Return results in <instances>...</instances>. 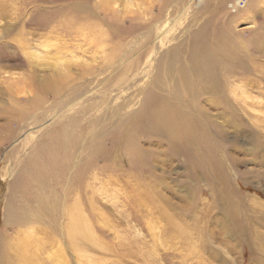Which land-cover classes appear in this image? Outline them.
<instances>
[{"label":"rangeland","instance_id":"1","mask_svg":"<svg viewBox=\"0 0 264 264\" xmlns=\"http://www.w3.org/2000/svg\"><path fill=\"white\" fill-rule=\"evenodd\" d=\"M7 3L10 10L6 18L0 17V241L14 236L18 229L5 224L10 188L15 189L16 201H21L17 193L22 181L27 180L29 187L36 184L40 167L32 159L34 145L44 144L58 117L64 122L79 117L81 126L90 117L97 167L92 173L93 196L87 201L82 196L78 204L86 217L83 221L91 220L92 239L83 237L81 242H86L77 252L62 229L56 235L57 244L47 242L45 247L46 238L29 224L27 229L37 240L26 253L35 259L33 264H264V248L256 250L248 243V237L264 243V0ZM75 6L80 7L81 16L90 11L96 17L87 26L72 23L76 21ZM37 13L50 17L45 28L33 21ZM222 46L237 49L236 59L241 62L238 76L231 79L233 92L226 94L229 105L220 96L187 94L179 81L183 66L198 74L200 54ZM212 68L219 72L218 64ZM31 76L36 82L29 80ZM40 85L45 93L33 96L31 89ZM163 104L190 115L193 131L212 143L213 164L207 160L206 170L194 162L196 153L198 157L202 154L197 152L200 144L190 141L192 137L187 135L184 151L175 140L138 123ZM8 115L21 126L7 128ZM124 122L141 127L132 147L147 166L131 169L125 151L130 134L121 128ZM122 129V136L128 137L114 142L113 136H119ZM211 171L222 176L232 199H242L243 205L232 214L227 206L214 203L204 176ZM62 177L58 173L57 183L66 180ZM134 184L144 185L139 189L141 202L127 196ZM134 203L139 204L137 209L141 205L143 215ZM60 221L65 227L67 221ZM167 222L172 226L169 234ZM234 222L251 225V229L236 230ZM14 257L6 258L4 264L23 263Z\"/></svg>","mask_w":264,"mask_h":264},{"label":"bare ground","instance_id":"2","mask_svg":"<svg viewBox=\"0 0 264 264\" xmlns=\"http://www.w3.org/2000/svg\"><path fill=\"white\" fill-rule=\"evenodd\" d=\"M7 4H8L7 0H0V9H1L0 10V17H5L8 13L7 11L10 10V9L7 10ZM24 7H26V6L24 5ZM79 8L80 7H78V6L73 7L74 13H72V8H70V10H71L70 13L75 15V17L74 16L73 17H74V19H76V21H73L72 23L82 22L83 24H85L87 26V22L88 23L91 22V20H92L91 18L92 17L95 18L96 16H94L92 13H89L90 11L88 12V14L86 13L84 16H81L80 13L78 12ZM83 8H84V6H83ZM88 8L90 9V7H88ZM80 10H82V9H80ZM36 11H39V10L37 9ZM42 11L43 10H41V12ZM46 14L45 13H44V15H42V13L36 14V16L34 17V20H33L37 24L36 26L39 25V26L45 28L44 25L45 24L47 25V23L50 21V17H48V15H46ZM62 24H64V23H62ZM89 28H90V26H89ZM65 30H67V29H65ZM75 30H78V29H75ZM82 30H81V32H82ZM86 32H87V30H86ZM79 33H80V31H79ZM89 34H90V32H89ZM85 35H87V34H85ZM74 38H76V37H74ZM87 38H88V36H87ZM213 47H215V46H213ZM238 54H239V51L237 49H231L228 46H222L220 49H217L215 52H211L208 49L205 51L204 54H200L199 66L197 67V68H199V73L198 74L194 73L193 69L189 66H187V68H185L183 66V68H181V70H180L179 81L183 87L185 86L187 88V94L195 93V94L203 95L204 93L205 94L208 93L210 96H220L221 100L225 104L229 105L230 104L229 99H228L229 96L227 97L226 94L229 92V90L232 91L231 88L233 86V82L231 81V79L238 76V71H239L238 67L241 65V62L239 61V59L238 60L236 59V58H239ZM10 60L12 61L11 58H10ZM214 64H218V67H219L218 73H215L213 68H212V66ZM215 70H218V68H216ZM196 71H197V69H196ZM54 74H56L55 71H54ZM53 75H52V77H54ZM66 75H67V73H66ZM68 76H70V75H68ZM20 77H19V80H20ZM30 78H32V76ZM41 78L43 80L44 76ZM7 80H10V79H7ZM29 80L36 82V81H34L33 78L29 79ZM47 80H48V78H47ZM59 80L61 81V79H59ZM10 82L14 83L15 80L10 81ZM53 82L51 81V83H53ZM1 84H3V83H1ZM15 85H16V83H15ZM21 87L22 86H20V89H21ZM24 88H25V86H24ZM41 89H42L41 85L38 87H34V89H31L33 96H35L37 94H38V97L42 96L45 93V90H41ZM8 90L11 92L14 89L13 90L8 89ZM28 90L30 91V88ZM17 92H19V91L17 90ZM24 93H25V91H24ZM12 95H14V93ZM20 95H22V94L20 93ZM81 96H83V95H81ZM18 99H20V98H18ZM30 99H31V97H30ZM63 101H64V99H63ZM189 101H192V100H189ZM69 102H71V101H69ZM25 103H26V101H25ZM39 103H42V102H38V104ZM17 105H19V104H17ZM191 105L193 106L194 104H190L189 106H191ZM48 107L51 108V106H48ZM78 107H80V105ZM32 109L33 108H31V110ZM59 110H61V109H59ZM86 110H87V108H86ZM28 111L26 113H29ZM78 111H79V108H78ZM13 112H15V111H13ZM21 112H23V111L21 110ZM75 112H77V111L75 110ZM78 113L80 114V112H78ZM229 113H231V111ZM35 114L37 116V113H35ZM42 115H44V114L42 113ZM186 115L178 107H172L170 104H163V105H160L159 107H156L155 109L152 110L151 117L149 115V117H147V118H142V120L138 121V123H141V125H143V123H144L146 126L152 127V132H154L157 135H160L162 137H170L172 140H175L176 141L175 143L177 145H181V148L184 151L187 149V146H186L187 145V135L189 136V138L192 137L190 141H192V143L194 142V143L200 144V146L197 149V152L199 150H201L200 155L202 154V157H198V156H196V155H198L196 153V155H195L196 157L194 156V160H195L194 162H195V164H197V166H202L201 168H205V166L207 164V162H206L207 160L209 161L210 164L213 161V153H211L212 151H211V146H210V145H212V143L209 145V143L207 141H205L204 138H202L203 136L200 132L195 133L193 131L195 129L192 125V121H194V119L191 121L192 118L190 117V115L189 116L188 115L186 116ZM20 117H21V115H20ZM70 117H67V118L69 119ZM78 118H76V116H75V117L70 118V120L68 122H64V120H62L60 117H58V119L54 120V122L50 125V128L51 127H53V128L50 130L51 132H49L50 134L48 135L47 140L46 141L43 140L44 144L43 145H37V144L34 145L35 148L32 152V157H33L32 159L39 162L40 168H39L38 172H36L37 179L35 178L36 184L34 186L32 185L29 187V182L27 180L22 181L23 187L18 188L19 193H17V194H20L19 198L21 201H16L17 198L15 199V197H14L15 196V189L13 187L10 188V194H9V197L7 198V205L5 208V224H6V227L11 226L13 228H18V229L15 231L14 236L7 237L6 239L4 238L3 241H0V259H1L0 264H4L5 262H7L6 258H10V260H11L13 255H15L19 260H21L25 264H33L35 262L34 261L35 259L32 256L28 257L26 254L27 251L30 250L31 246L34 245L35 240H36V238L33 236V234L31 232H29V230L27 229V226L29 227L32 225L33 226L32 230L39 229V231L41 232L43 237L46 238V239L44 238L45 239V243H44L45 247H47L48 243L50 245L51 244H57L58 240H57L56 235L59 236L58 234L62 233V229L69 236L70 239L69 238L68 239L70 240L72 247L75 250H77V252H78V248H80L78 246H81L82 243L86 242V241L81 242L83 237H85V239H87V237L89 236L88 238L91 241V239H92L91 233H92V230H94V228L92 227V225L90 223L91 220L87 219V220L83 221V219H86V217H85L83 211H81V209H80L81 204H78V203L81 202L80 199L82 196L85 197L86 201L93 196V193L92 192L90 193V190H92V187H91L92 186L91 182L93 180V174L92 173L94 172V170H96V167H97L96 163H95L96 162L95 161V155H96L95 152L97 149L95 147L96 143L93 144L95 139L91 138L90 129H92L91 128V122L92 121H91V119H89L90 117L89 118L85 117V118H87L86 119L87 121L85 120L86 122L84 123V126H81L79 124ZM184 118H187V122ZM188 118H189V120H188ZM83 119H84V117H83ZM122 119H120V120H122ZM20 120H18V121H20ZM26 120H27V118H26ZM92 120H93V118H92ZM27 122H29V121L27 120ZM122 122L120 121V123H122ZM3 123H5V122H3ZM6 124H7V128L11 125H16L17 127L21 126L20 122L18 123L16 121H14L12 118H10V116L7 118ZM95 126H96V124H95ZM14 127L12 126V128H14ZM121 128L126 129L130 134V137L128 138L129 141L126 140L127 144L125 147V151L127 152V155L130 156V159H131L130 160V167H131V169L135 166L141 168L142 165H146V164H143V158L140 155V153H138L137 150L133 149V147H132L133 145H135L134 143H136V141H137L138 131H139V129H141V127L136 128V127L132 126L129 122H124L121 125ZM115 130H117V129L115 128ZM203 131H204V129H203ZM124 132L125 131L123 129L120 130L119 136H117L118 133H116L115 137L113 136L112 140L114 142H116L121 137L127 138L128 136H126V135L122 136V134ZM8 133H9V130H8ZM101 134H102V136H104L103 133H101ZM111 135H113V134H111ZM28 139H30V138H28ZM32 140H33V138L30 140V142H32ZM83 141H85V145H82ZM101 148H102V146H101ZM46 158H47V160H46ZM105 158H107L106 155H105ZM78 160H79V163H78ZM106 169L107 168L104 169L105 172H106ZM206 169L207 168H205V170ZM105 172L102 171V173H105ZM58 173H59V176H63L62 178H65L66 180L60 181L59 183H57L56 177L58 178ZM34 174H35V172H34ZM27 175H29V174H27ZM204 176L207 179L208 187L212 191L211 195H212V197L215 198L214 203H218L221 207L227 206V208H229L231 214L233 213V210L235 209V207H241L243 205V202L241 201L242 199L239 196L238 197L236 196V198L234 197L235 199H232L233 198L231 196L232 193L228 191V186L226 185V182H223V178L220 174H217L215 171H211L209 173L204 172ZM28 177H27V179H28ZM59 179H61V178H59ZM22 182H21V184H22ZM30 182H32V181H30ZM60 183H62V186L59 188V187H57V185ZM127 183H130V182H127ZM52 186L55 187L54 190L52 189ZM147 186L149 187V185H147ZM31 187H33L32 190H30ZM142 187H144V185H140V188H142ZM140 188L137 184H134L133 192L130 191L129 193H127V196L132 198L131 201L141 202V199H139L140 198V191H139ZM58 190H59V192H58ZM142 192L144 194L148 195V190H143ZM13 200H15L16 202ZM138 205L139 204L134 203V206L136 207V209H137ZM141 208L142 207L140 205L139 208L137 209V212L140 211L141 212L140 215H143V210ZM92 209H91V211H93ZM151 211H152V209L149 210L148 213H150ZM32 214H33V216H32ZM61 218H64V220L67 221L64 225L65 227H63V228L61 227V221H60ZM230 218H232V216ZM29 224H31V225H29ZM233 227H234V229L239 230V231H243V230L246 231V230L251 229V225L245 227L243 224H241V222L240 223L234 222ZM81 228L83 229L84 233L81 230ZM170 228H172V226L169 222H167L166 223V229H165L167 231V234L170 233V231H171ZM76 234H78V235H76ZM76 236H77V239H74ZM256 240H255V238L253 240L252 237H248L249 245H251V247H253L256 250L261 251V249L264 248V243L258 244ZM259 240L262 241L261 239H259ZM76 242H78V245ZM97 243H98V240H97ZM155 246L156 245H154V250H155ZM40 247H41V245H40ZM17 258H15V259H17Z\"/></svg>","mask_w":264,"mask_h":264},{"label":"built area","instance_id":"3","mask_svg":"<svg viewBox=\"0 0 264 264\" xmlns=\"http://www.w3.org/2000/svg\"><path fill=\"white\" fill-rule=\"evenodd\" d=\"M198 1H201V2H202V1H206V0H198ZM207 1H208V0H207Z\"/></svg>","mask_w":264,"mask_h":264}]
</instances>
